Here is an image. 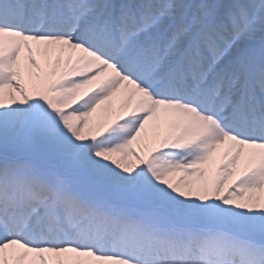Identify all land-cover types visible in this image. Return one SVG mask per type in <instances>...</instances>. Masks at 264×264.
<instances>
[{"label":"snow or ice","instance_id":"obj_1","mask_svg":"<svg viewBox=\"0 0 264 264\" xmlns=\"http://www.w3.org/2000/svg\"><path fill=\"white\" fill-rule=\"evenodd\" d=\"M0 264H264V0H0Z\"/></svg>","mask_w":264,"mask_h":264}]
</instances>
